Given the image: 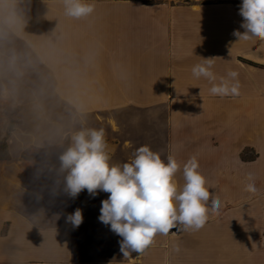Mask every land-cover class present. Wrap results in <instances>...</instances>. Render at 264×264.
<instances>
[{
  "label": "crops",
  "instance_id": "1",
  "mask_svg": "<svg viewBox=\"0 0 264 264\" xmlns=\"http://www.w3.org/2000/svg\"><path fill=\"white\" fill-rule=\"evenodd\" d=\"M82 2L95 11L75 19L63 0H0V106L17 118L11 131L5 113L0 123L9 155L0 161V264H264V44L233 35L244 31L239 7ZM207 58L212 83L239 73L238 96H211L212 83L192 75ZM90 128L105 130L110 164L130 163L144 145L165 161L173 156L178 190L195 157L219 214L209 212L194 233L158 234L144 253L125 258L122 238L98 219L109 193L69 198L55 177L36 178L58 157L21 158L28 148H68ZM248 173L255 194L244 191ZM77 208L83 221L73 227L66 218Z\"/></svg>",
  "mask_w": 264,
  "mask_h": 264
},
{
  "label": "clouds",
  "instance_id": "2",
  "mask_svg": "<svg viewBox=\"0 0 264 264\" xmlns=\"http://www.w3.org/2000/svg\"><path fill=\"white\" fill-rule=\"evenodd\" d=\"M63 3L65 15L71 18L87 17L95 11L94 3L82 0H63ZM239 15L243 18L240 27L244 31L233 32L237 40L256 39L264 44V0H242ZM203 60L204 63L192 68V75L212 83L216 80L212 71L214 58ZM238 76L237 71L229 70L218 84L212 83L209 95L238 96ZM71 140V146L59 155L58 165L43 163L37 169L36 178L55 177L53 184L62 185V191L72 199L85 189L92 197L98 192L109 193L101 202L98 219L122 238L120 251L125 258L133 252L144 253L158 234L167 236L173 229L194 233L206 224L209 212L219 214L221 201L206 187L195 157L184 164V184L178 190L174 176L180 165L171 155L165 161L144 145L137 149L130 163L110 164V149L103 128L81 130ZM247 180L244 191L255 194L258 189L254 175L248 173ZM56 190V187L52 189L54 194ZM82 221L80 208L66 218L73 227Z\"/></svg>",
  "mask_w": 264,
  "mask_h": 264
},
{
  "label": "rangeland",
  "instance_id": "3",
  "mask_svg": "<svg viewBox=\"0 0 264 264\" xmlns=\"http://www.w3.org/2000/svg\"><path fill=\"white\" fill-rule=\"evenodd\" d=\"M228 1H231V2H233L234 4H236L238 7L240 6V4L242 3V0H228ZM1 107V106H0ZM3 113H5L6 114V117L9 119V121L7 122L8 124V130H9V128L11 127V126H14V124H16L17 123V118H16V116H15V114H16V109H8V108H3V107H1V109H0V123H1V121H2V119L4 118L3 117ZM2 141V140H1ZM0 141V142H1ZM67 149V146H65V147H63L62 149H59L57 152L54 150H52V149H49V150H47V151H45V152H43L42 154L43 155H45V156H51V155H53V156H58L59 157V155L63 152V151H65ZM0 153H2L1 151H0ZM29 154H31V155H35V154H38V152H36V150H30V153ZM0 156H1V154H0Z\"/></svg>",
  "mask_w": 264,
  "mask_h": 264
},
{
  "label": "trees",
  "instance_id": "4",
  "mask_svg": "<svg viewBox=\"0 0 264 264\" xmlns=\"http://www.w3.org/2000/svg\"><path fill=\"white\" fill-rule=\"evenodd\" d=\"M251 64H253V63H251ZM253 65H255V66H259V65H257V64H253ZM13 127L14 126H11L10 128H9V131H11L12 129H13ZM6 141H7V138L5 137V138H3L2 139V141L0 142V151L2 152V153H0L1 154V156H0V161H3V160H8L9 159V155H8V152H7V145H6ZM59 149H62V148H59ZM59 149H52L53 151L55 150L56 152L59 150ZM30 150H36V152H38V154H35V155H31V154H29L30 153ZM49 150V149H48ZM45 151H47V150H45V149H40V148H28V149H26L22 154H21V158L23 159V160H32V159H36V158H40V157H42V156H45V155H43L42 153L43 152H45ZM47 157H53V158H56V157H58V156H53V155H49V156H47ZM244 157V156H243ZM250 158H253V156H251Z\"/></svg>",
  "mask_w": 264,
  "mask_h": 264
}]
</instances>
